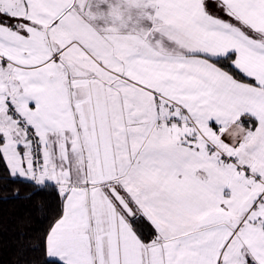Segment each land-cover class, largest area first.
<instances>
[{
  "label": "snow or ice",
  "instance_id": "snow-or-ice-1",
  "mask_svg": "<svg viewBox=\"0 0 264 264\" xmlns=\"http://www.w3.org/2000/svg\"><path fill=\"white\" fill-rule=\"evenodd\" d=\"M0 205V264H264V0H0Z\"/></svg>",
  "mask_w": 264,
  "mask_h": 264
},
{
  "label": "trees",
  "instance_id": "trees-1",
  "mask_svg": "<svg viewBox=\"0 0 264 264\" xmlns=\"http://www.w3.org/2000/svg\"><path fill=\"white\" fill-rule=\"evenodd\" d=\"M21 214H22V209L13 207L11 205H0V215L9 218H16L21 216ZM15 226L20 229L23 228V225L16 224Z\"/></svg>",
  "mask_w": 264,
  "mask_h": 264
}]
</instances>
